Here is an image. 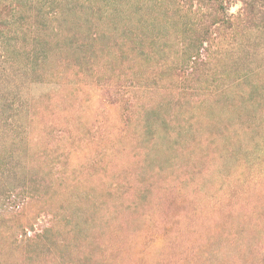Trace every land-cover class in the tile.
Masks as SVG:
<instances>
[{"label": "rangeland", "instance_id": "rangeland-1", "mask_svg": "<svg viewBox=\"0 0 264 264\" xmlns=\"http://www.w3.org/2000/svg\"><path fill=\"white\" fill-rule=\"evenodd\" d=\"M0 264H264V0H0Z\"/></svg>", "mask_w": 264, "mask_h": 264}]
</instances>
